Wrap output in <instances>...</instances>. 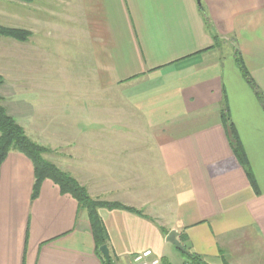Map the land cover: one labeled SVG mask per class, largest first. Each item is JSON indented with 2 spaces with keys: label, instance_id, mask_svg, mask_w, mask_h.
I'll list each match as a JSON object with an SVG mask.
<instances>
[{
  "label": "crops",
  "instance_id": "1",
  "mask_svg": "<svg viewBox=\"0 0 264 264\" xmlns=\"http://www.w3.org/2000/svg\"><path fill=\"white\" fill-rule=\"evenodd\" d=\"M7 1L0 25L31 31L0 36L7 112L93 198L145 214L99 209L115 264L146 249L185 264L171 230L205 264H264V107L237 62L264 94V0H20L36 15ZM49 28L68 40L69 72L42 67L38 35ZM34 182L31 159L11 151L0 166V264H104L88 211L50 179L33 199Z\"/></svg>",
  "mask_w": 264,
  "mask_h": 264
},
{
  "label": "trees",
  "instance_id": "2",
  "mask_svg": "<svg viewBox=\"0 0 264 264\" xmlns=\"http://www.w3.org/2000/svg\"><path fill=\"white\" fill-rule=\"evenodd\" d=\"M30 35L31 31L27 29L0 25V36L11 37L13 39L22 41L27 40ZM217 37L218 36L215 34V38ZM237 62L243 75L254 88L260 102L264 107V94L259 90L256 83L249 75V72L241 58H238ZM3 82L4 78L0 74V84ZM2 101L3 97L0 95V166L11 151L17 150L28 156L34 165L35 182L32 192L33 199L38 196L41 185L45 179H50L58 184L62 193L73 195L78 200L80 207L85 208L88 211L92 232L96 241L97 253L104 258V255L99 248L103 244H109V235L105 223L99 214V209L101 207H106L109 209L120 208L140 215H145L144 212L138 208L128 206L118 201H105L93 198L87 189L82 186L75 177H73L69 172L62 170L54 162L46 158L45 154L49 152L50 149L39 144L30 136H28L24 127H22L15 120V118L7 112L6 108L2 104ZM223 118L234 151L240 162L246 168L252 183H254V177L249 167L248 158L237 134L236 127L226 113L223 114ZM184 254L189 258L188 260H191L194 264H205L200 255L191 253L189 251H184ZM104 264H115L113 255H111L110 261H107L104 258Z\"/></svg>",
  "mask_w": 264,
  "mask_h": 264
},
{
  "label": "rangeland",
  "instance_id": "3",
  "mask_svg": "<svg viewBox=\"0 0 264 264\" xmlns=\"http://www.w3.org/2000/svg\"><path fill=\"white\" fill-rule=\"evenodd\" d=\"M0 4H3V0H0ZM7 7L9 8V10H12L13 13L19 14L21 9L23 8L26 11H28V13H30V15H36V11L31 8L30 4L29 5L25 4V3L20 4V0H13L12 2L7 1ZM40 15L42 18H44V16H42V14H40ZM58 21L61 23V25H63L64 15H62L60 20H58ZM54 23H56V22H54ZM54 23H52V24H54ZM38 38H39V43L42 45V49L44 48V50H45L44 58H46V61H44V63H42V67L45 69V72L52 73L53 71H58V70L61 72H65V73L69 72V70L72 67H71V63L69 60L70 46H69L68 40L66 38L62 37V35L57 36V33L54 32L53 29H51V28H49V30L46 29L45 31L40 32V34L38 35ZM6 39H9L11 41H15L12 38H6ZM79 51H80L79 49H74V70L75 71L83 70L82 68L85 67V65L83 63H80L81 57L78 55ZM62 58H65V59H62ZM5 61H6L5 59L2 60L3 63H1V65H0V68L2 70H6V66L4 64ZM79 78H80V80H78ZM78 79L76 80V82L82 85L81 87H79L78 91H80L81 93H84L83 91H87V88L90 85V81L83 79V77L81 78V75H80V77H78ZM86 85H88V86H86ZM85 94L82 95L84 97H79V99L82 101L83 100L87 101L91 98V97H87ZM63 98H65V97H59V100L63 99ZM46 99H48L47 96H46ZM56 100H58V99L56 98ZM59 105H60V101H59Z\"/></svg>",
  "mask_w": 264,
  "mask_h": 264
},
{
  "label": "built area",
  "instance_id": "4",
  "mask_svg": "<svg viewBox=\"0 0 264 264\" xmlns=\"http://www.w3.org/2000/svg\"><path fill=\"white\" fill-rule=\"evenodd\" d=\"M133 261L135 264H161V258L153 255L151 249L138 252L134 255ZM185 264H194L191 260H187Z\"/></svg>",
  "mask_w": 264,
  "mask_h": 264
},
{
  "label": "water",
  "instance_id": "5",
  "mask_svg": "<svg viewBox=\"0 0 264 264\" xmlns=\"http://www.w3.org/2000/svg\"><path fill=\"white\" fill-rule=\"evenodd\" d=\"M199 4H201V0H197ZM178 232L176 230H171L168 235H167V240L173 244H175L177 247L184 251H188L186 247L180 242V240L177 238ZM100 251L102 254L105 256L107 261L111 260V253H110V248L108 244H103L100 246Z\"/></svg>",
  "mask_w": 264,
  "mask_h": 264
}]
</instances>
